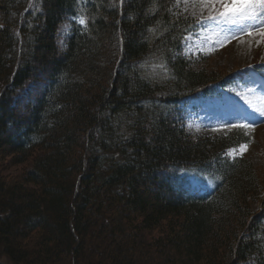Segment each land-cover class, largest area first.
<instances>
[{
	"label": "trees",
	"instance_id": "16d2710c",
	"mask_svg": "<svg viewBox=\"0 0 264 264\" xmlns=\"http://www.w3.org/2000/svg\"><path fill=\"white\" fill-rule=\"evenodd\" d=\"M174 4L0 0V264H264V171L225 156L247 130L181 115L238 73L183 55Z\"/></svg>",
	"mask_w": 264,
	"mask_h": 264
},
{
	"label": "rangeland",
	"instance_id": "374dc122",
	"mask_svg": "<svg viewBox=\"0 0 264 264\" xmlns=\"http://www.w3.org/2000/svg\"><path fill=\"white\" fill-rule=\"evenodd\" d=\"M180 6L184 8L183 3ZM192 11L193 9H188V13ZM69 30L68 21L61 24L58 30V42L61 46H64ZM249 32L252 34L249 35ZM225 35L226 33L217 34L212 29L202 31L196 26L185 35L188 38L183 39L182 53L188 59L209 56L206 62L208 67L220 68L227 72H240L253 64H259L262 66L261 70H264V36L260 35V26L236 32L234 38L228 36L224 39ZM199 66L205 65L201 63ZM250 68L254 69L253 66ZM220 91L221 94L215 92L210 95H198L182 104L181 115L185 128L194 136H213L225 134L236 126L244 127L249 139L226 149L225 156H242L258 171H264V115L258 111L264 110V74L251 72L242 79L237 78ZM241 145H246V150H242ZM21 169L22 166L7 162L0 165L1 174L8 177L19 174ZM193 177L191 176L192 181L197 184V177ZM211 182L206 176L203 182L198 184L201 185L199 189H206Z\"/></svg>",
	"mask_w": 264,
	"mask_h": 264
},
{
	"label": "snow or ice",
	"instance_id": "6c2138e0",
	"mask_svg": "<svg viewBox=\"0 0 264 264\" xmlns=\"http://www.w3.org/2000/svg\"><path fill=\"white\" fill-rule=\"evenodd\" d=\"M181 3L184 8L178 15H184L189 8L193 9L190 15L194 17L195 25L202 31L212 29L217 34L226 33L224 39H227L228 36L234 38L236 32L260 26V35L264 36V19H262L264 17V0H175L174 7H179ZM169 11L171 12V8ZM184 18L188 19V16L184 15ZM78 23L84 25L85 18L80 17ZM251 34L249 32V35ZM187 38L185 37V39ZM258 111L264 115V110ZM240 147L242 150H246V145Z\"/></svg>",
	"mask_w": 264,
	"mask_h": 264
},
{
	"label": "bare ground",
	"instance_id": "6f19581e",
	"mask_svg": "<svg viewBox=\"0 0 264 264\" xmlns=\"http://www.w3.org/2000/svg\"><path fill=\"white\" fill-rule=\"evenodd\" d=\"M255 101V100H254Z\"/></svg>",
	"mask_w": 264,
	"mask_h": 264
}]
</instances>
